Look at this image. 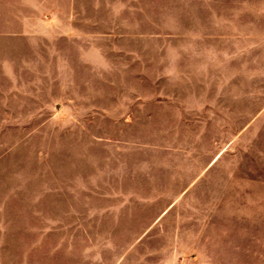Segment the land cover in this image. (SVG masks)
<instances>
[{
    "label": "rangeland",
    "instance_id": "374dc122",
    "mask_svg": "<svg viewBox=\"0 0 264 264\" xmlns=\"http://www.w3.org/2000/svg\"><path fill=\"white\" fill-rule=\"evenodd\" d=\"M0 264H264V0H0Z\"/></svg>",
    "mask_w": 264,
    "mask_h": 264
}]
</instances>
